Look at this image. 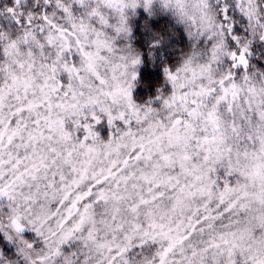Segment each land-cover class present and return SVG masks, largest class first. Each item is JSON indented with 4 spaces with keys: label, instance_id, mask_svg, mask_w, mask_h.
<instances>
[{
    "label": "snow or ice",
    "instance_id": "obj_1",
    "mask_svg": "<svg viewBox=\"0 0 264 264\" xmlns=\"http://www.w3.org/2000/svg\"><path fill=\"white\" fill-rule=\"evenodd\" d=\"M0 264H264V0H0Z\"/></svg>",
    "mask_w": 264,
    "mask_h": 264
}]
</instances>
